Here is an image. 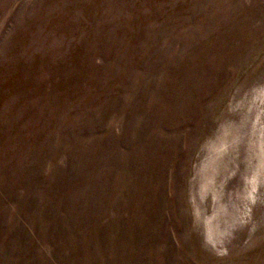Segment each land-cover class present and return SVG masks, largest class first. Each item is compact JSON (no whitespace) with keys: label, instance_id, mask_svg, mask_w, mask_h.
I'll return each instance as SVG.
<instances>
[{"label":"rangeland","instance_id":"374dc122","mask_svg":"<svg viewBox=\"0 0 264 264\" xmlns=\"http://www.w3.org/2000/svg\"><path fill=\"white\" fill-rule=\"evenodd\" d=\"M0 264H264V0H0Z\"/></svg>","mask_w":264,"mask_h":264}]
</instances>
